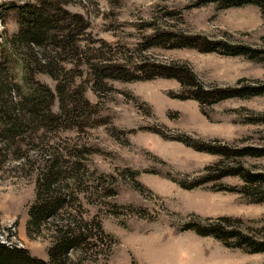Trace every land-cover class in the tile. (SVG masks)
<instances>
[{"label": "rangeland", "instance_id": "obj_1", "mask_svg": "<svg viewBox=\"0 0 264 264\" xmlns=\"http://www.w3.org/2000/svg\"><path fill=\"white\" fill-rule=\"evenodd\" d=\"M29 1L0 0V61L16 60L5 41L19 28L9 7ZM65 8L88 25L77 54L57 56V80L35 75L53 91L52 110L62 123L38 133L26 130L36 170L15 159L1 166L0 244L48 259L50 227L28 235L26 221L38 171L51 155L56 165L72 170V178L60 183L70 200L68 213L87 224L85 243L71 251L66 264H264V252H247L185 228L232 216L239 218L235 225L264 240V200L218 188L239 189L246 183L239 175L206 180L207 167L218 161L264 173V156L223 158L179 140L264 146V94L200 103L180 97L183 87L175 78L136 77L144 75L141 65L162 63L186 66L204 90L264 84V65L242 55L149 41L168 32L264 49L260 7L222 6L218 0H69ZM14 64L8 79L24 92L22 69ZM111 65H123L131 79L105 77ZM99 69L104 72L96 78ZM179 182L197 185L184 188Z\"/></svg>", "mask_w": 264, "mask_h": 264}, {"label": "trees", "instance_id": "obj_2", "mask_svg": "<svg viewBox=\"0 0 264 264\" xmlns=\"http://www.w3.org/2000/svg\"><path fill=\"white\" fill-rule=\"evenodd\" d=\"M215 1L216 0H208ZM222 6H239L257 4L264 16V0H218ZM69 0H33L22 4H11L9 7L19 26L18 30L5 40L13 46L16 60L12 58L0 61V168L7 160L15 159L23 166L30 164L32 170L37 168L32 163L29 151L34 148L31 137L25 135L38 133L58 127L62 123L61 114L53 112V91L40 83L35 75L43 73L57 80L58 55L74 56L77 54L78 40L88 25L80 14L72 13L65 8ZM152 45L172 47H192L201 52H222L227 55H242L245 58L264 65V49L248 45L231 44L222 40H207L200 35L188 36L182 34L161 33L150 37ZM97 50H100L97 47ZM56 53V55L52 54ZM62 60V59H59ZM22 69L21 79L26 88L15 85L8 79L15 63ZM93 65V64H92ZM92 65L89 66L92 68ZM111 72L106 76H117L123 80L131 79L123 65L109 66ZM94 70V68H93ZM109 70V69H106ZM141 78L152 77L175 78L183 87L182 98L190 97L200 103L214 102L231 97H249L264 94V84L243 85L240 87L226 86L204 90L196 76L186 66L152 63L141 65ZM104 72L97 70V77ZM112 74V75H111ZM135 76V75H133ZM189 87L191 89H189ZM25 135V136H23ZM184 144L223 158L243 156H264V146H241L229 148L225 145H210L198 141L179 139ZM20 141H24L19 143ZM21 145L29 146L23 149ZM32 145V147H31ZM15 148V149H14ZM51 155L44 159L43 167L38 171L35 181V200L28 207L26 231L28 235L39 234L42 227H50L52 231L51 244L47 249L48 259L32 255L26 247L0 244V264H66L70 260L71 251L78 249L87 239V224L68 213L70 200L61 190V181L72 178L69 166L63 169L56 165ZM208 179H219L229 174L239 175L243 184L239 189L220 185V189L237 190L253 202L264 200V173L251 172L242 168L241 164L232 167L218 161L214 166H208ZM184 188H193L197 183H180ZM111 195V193H106ZM239 218L220 216L209 223L193 221L186 225L195 233L210 235L226 245L244 248L247 252H264V240H256L241 227L235 225ZM101 226L97 223V228ZM231 240V241H230Z\"/></svg>", "mask_w": 264, "mask_h": 264}]
</instances>
